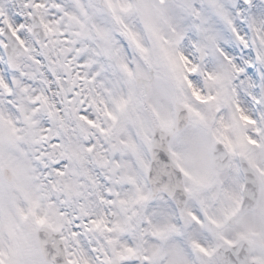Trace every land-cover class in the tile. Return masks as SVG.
I'll use <instances>...</instances> for the list:
<instances>
[{"label": "snow or ice", "instance_id": "6c2138e0", "mask_svg": "<svg viewBox=\"0 0 264 264\" xmlns=\"http://www.w3.org/2000/svg\"><path fill=\"white\" fill-rule=\"evenodd\" d=\"M0 264H264V0H0Z\"/></svg>", "mask_w": 264, "mask_h": 264}]
</instances>
